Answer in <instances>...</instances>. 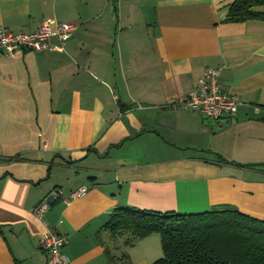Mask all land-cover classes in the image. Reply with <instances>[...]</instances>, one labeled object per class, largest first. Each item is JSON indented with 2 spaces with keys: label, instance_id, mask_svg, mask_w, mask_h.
Instances as JSON below:
<instances>
[{
  "label": "crops",
  "instance_id": "0c3cea01",
  "mask_svg": "<svg viewBox=\"0 0 264 264\" xmlns=\"http://www.w3.org/2000/svg\"><path fill=\"white\" fill-rule=\"evenodd\" d=\"M232 1L0 0L14 33L76 25L52 51L0 57V264H46L47 230L70 264H108L107 248L152 264L158 235L122 251L101 231L118 208L264 221V21L226 23ZM208 68L242 103L229 119L180 106Z\"/></svg>",
  "mask_w": 264,
  "mask_h": 264
},
{
  "label": "trees",
  "instance_id": "16d2710c",
  "mask_svg": "<svg viewBox=\"0 0 264 264\" xmlns=\"http://www.w3.org/2000/svg\"><path fill=\"white\" fill-rule=\"evenodd\" d=\"M116 8L118 0H111ZM264 21V0H233L226 23ZM101 231L124 237L126 247L158 235L162 256L152 264H264V221L231 207L196 214L118 208ZM108 264L117 259L106 249ZM131 264L123 254L120 260Z\"/></svg>",
  "mask_w": 264,
  "mask_h": 264
},
{
  "label": "built area",
  "instance_id": "2783aa9c",
  "mask_svg": "<svg viewBox=\"0 0 264 264\" xmlns=\"http://www.w3.org/2000/svg\"><path fill=\"white\" fill-rule=\"evenodd\" d=\"M51 24L52 20L47 19L34 32L14 33L0 28V57H16L26 51H52L56 47L50 43L51 38L65 42L73 36L76 30V25L73 23H57L53 31ZM219 77V69H206L198 79L196 89L180 106L212 121H222L235 116L242 103L237 96L222 89ZM257 110H259L258 107ZM86 193V187H80L71 196L73 198L83 197ZM61 195H63L61 189L53 190L49 197L37 205L34 211L36 216L44 217L50 208L49 198L57 199ZM67 243L66 236L59 235L53 230L45 231L39 239V248L46 254V264H70V259L62 251Z\"/></svg>",
  "mask_w": 264,
  "mask_h": 264
},
{
  "label": "rangeland",
  "instance_id": "374dc122",
  "mask_svg": "<svg viewBox=\"0 0 264 264\" xmlns=\"http://www.w3.org/2000/svg\"><path fill=\"white\" fill-rule=\"evenodd\" d=\"M157 237H159V236H157ZM160 238V237H159ZM125 241V240H124ZM135 244V243H134ZM132 247V246H131ZM125 248H130V247H126L125 246V244H122V247H121V249H122V251H124V249ZM157 248H158V250H159V256L161 257L162 256V249H161V245H160V243H159V245H157ZM123 253V252H122ZM124 254H126V255H128L129 256V254H127V253H124ZM130 257V256H129ZM159 257V258H160ZM159 258H157V259H159Z\"/></svg>",
  "mask_w": 264,
  "mask_h": 264
},
{
  "label": "water",
  "instance_id": "95a60500",
  "mask_svg": "<svg viewBox=\"0 0 264 264\" xmlns=\"http://www.w3.org/2000/svg\"><path fill=\"white\" fill-rule=\"evenodd\" d=\"M49 201H52V198H49Z\"/></svg>",
  "mask_w": 264,
  "mask_h": 264
}]
</instances>
